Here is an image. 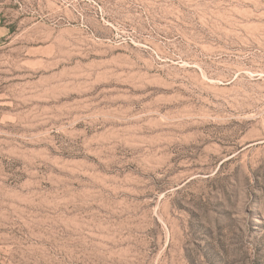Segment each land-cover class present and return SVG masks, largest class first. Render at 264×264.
Instances as JSON below:
<instances>
[{
  "label": "rangeland",
  "instance_id": "1",
  "mask_svg": "<svg viewBox=\"0 0 264 264\" xmlns=\"http://www.w3.org/2000/svg\"><path fill=\"white\" fill-rule=\"evenodd\" d=\"M65 10L112 39L57 45ZM238 68L264 71V0H0V264H264V77Z\"/></svg>",
  "mask_w": 264,
  "mask_h": 264
},
{
  "label": "bare ground",
  "instance_id": "2",
  "mask_svg": "<svg viewBox=\"0 0 264 264\" xmlns=\"http://www.w3.org/2000/svg\"><path fill=\"white\" fill-rule=\"evenodd\" d=\"M48 22L49 23L47 24L46 27L49 29V32H50L49 34L55 33L54 36L57 39V41H56L57 45H59L58 43L63 44V45L78 44V43H82L84 41L93 40V39L102 38V37H107V38L112 39V36L106 30H104L102 28V26H100L99 23L93 22L85 16L79 17L76 14H74L73 12L68 11V10L51 13L48 16ZM41 25H42V23H41ZM44 30H46V29H44ZM46 31H45V33H46ZM46 36L48 37V34ZM50 36H52V35H50ZM48 39H49V37H48ZM53 40H55V39H53ZM138 43H141V41L138 40ZM137 46L141 47L139 44H137ZM125 47H128L127 43H125ZM203 50L207 51L208 53H211V52L214 53V51H216V52L220 51V53L221 52H228V50L221 49V47L219 50H216V49H213L210 47L209 48L204 47ZM181 61L188 66L195 64L197 67H199L201 70L200 74L202 77V79H199V80L201 82H203L204 84L206 82H210V83L212 82V83H219V84H224L226 86H229L233 82L235 84L237 83V81H235L232 78H227L225 76H214V75L209 74L201 66V63L198 61H195V60L189 61L188 59H182ZM237 71L240 72L237 75V77L241 76V73H245V72L252 73L253 76H257L256 79L261 80L262 77H264V71H258L257 72V71L242 69V68H238ZM258 87H259V89L261 88L260 86H258ZM232 95H233V98L235 100H237L241 103H244V104H249L252 100L250 88L248 86L244 85L242 82H240L239 85L232 86Z\"/></svg>",
  "mask_w": 264,
  "mask_h": 264
}]
</instances>
